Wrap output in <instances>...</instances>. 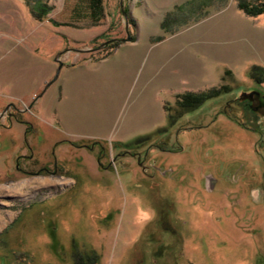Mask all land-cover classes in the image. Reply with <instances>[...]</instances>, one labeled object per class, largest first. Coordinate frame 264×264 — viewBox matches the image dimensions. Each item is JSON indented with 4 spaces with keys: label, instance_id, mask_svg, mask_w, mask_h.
<instances>
[{
    "label": "rangeland",
    "instance_id": "obj_1",
    "mask_svg": "<svg viewBox=\"0 0 264 264\" xmlns=\"http://www.w3.org/2000/svg\"><path fill=\"white\" fill-rule=\"evenodd\" d=\"M149 1L103 0L86 40L91 24L74 14L83 0H0V264H75L93 252L100 264H264L263 123L243 99L264 94L254 63L213 74L195 92L231 90L124 145L76 147L35 104L60 62L104 59L136 41L131 11ZM42 4L39 19L32 8ZM165 13L158 40L199 22L212 46L237 45L233 58L264 59V15H247L238 0H186Z\"/></svg>",
    "mask_w": 264,
    "mask_h": 264
},
{
    "label": "crops",
    "instance_id": "obj_2",
    "mask_svg": "<svg viewBox=\"0 0 264 264\" xmlns=\"http://www.w3.org/2000/svg\"><path fill=\"white\" fill-rule=\"evenodd\" d=\"M185 1L150 0L143 4L148 9H132L136 41L120 44L104 59L63 64L59 77L35 104L48 117L56 118L66 138L129 143L168 123L167 97L203 90L213 74L223 75L226 68L244 71L253 63L264 65V59L233 58L237 45L226 48L224 42L220 47L212 46L210 27L204 23L182 27L158 40L163 36L165 12ZM100 15L91 19L78 14L75 23L91 24L86 40L95 37L94 23ZM227 27L225 34L236 36ZM117 52L120 54L114 56Z\"/></svg>",
    "mask_w": 264,
    "mask_h": 264
},
{
    "label": "trees",
    "instance_id": "obj_3",
    "mask_svg": "<svg viewBox=\"0 0 264 264\" xmlns=\"http://www.w3.org/2000/svg\"><path fill=\"white\" fill-rule=\"evenodd\" d=\"M102 1L103 0H83V2L86 4L85 7H83V10L81 12L79 10H75L74 14L77 16L78 14H84L87 16V18H95L98 14H102L103 12ZM238 6L249 16L264 15V1L249 3L248 0H238ZM37 8L40 10V12L37 10ZM37 8L33 7L32 13L36 14L39 19H43L44 17H46L47 13L45 14L46 9L44 7V4ZM114 42L115 44L117 43V41ZM262 74L263 76H261ZM250 75L252 76V78H254L255 81L261 83L264 82V67L254 65L251 68ZM229 90H231L230 87L223 84L220 87H213L206 91L185 92L183 94H180L176 101V107L166 106L169 123L174 121L175 115L182 116L190 111L192 112L193 110L199 108L206 100L218 97L223 92ZM244 98L245 96L243 97V99ZM150 135L138 137L132 142H140L143 139L149 138ZM93 145H96V143H93ZM93 253L80 256L76 260L75 264H100L99 255L95 252Z\"/></svg>",
    "mask_w": 264,
    "mask_h": 264
},
{
    "label": "flooded vegetation",
    "instance_id": "obj_4",
    "mask_svg": "<svg viewBox=\"0 0 264 264\" xmlns=\"http://www.w3.org/2000/svg\"><path fill=\"white\" fill-rule=\"evenodd\" d=\"M56 80V79H55ZM50 85V84H49ZM245 96V101H249V103H247L246 105H245V108L246 107H250V109H251V112L253 113V115H255V118H258V120H256L257 121V123L260 125V124H262L263 123V125H261V127L262 128H258V126L257 125H255V127L258 129V130H260L261 131V133H262V136L264 137V94H261V93H258V92H253V93H250V94H245L244 95ZM253 101H259V103H258V105L257 106H254L253 104H251L250 102H252L253 103ZM5 113H6V111L5 112H3L2 114H1V116H2V118L4 117V115H5ZM183 116V115H182ZM1 121V120H0ZM173 122H171V123H169V121H168V124L169 125H171ZM253 123H254V121H253ZM167 128L165 127V126H163V127H161V129H158L159 131H165ZM155 134V133H154ZM153 134V135H154ZM151 136V135H150ZM149 136V137H150ZM64 141H67V142H69L70 144H72V145H74V146H76V147H85L86 149H96V147H98L97 145H93V143H89V142H82V141H78V140H75V141H73V140H69V139H66V140H64ZM79 142H82V143H79ZM116 144H122V145H124V144H126V143H116ZM99 148H101V150H100V153L102 152H104L103 151V146L102 145H99ZM150 153V152H149ZM149 157V156H148ZM164 174H168V172L166 171ZM254 177V176H253ZM212 179V177H208V187L210 188L211 187V184H212V182L211 181H213V180H211ZM253 192V194L255 195V197H259V192H258V190H256V191H252ZM159 211H160V213L161 212H164V211H162L160 208L158 209Z\"/></svg>",
    "mask_w": 264,
    "mask_h": 264
},
{
    "label": "water",
    "instance_id": "obj_5",
    "mask_svg": "<svg viewBox=\"0 0 264 264\" xmlns=\"http://www.w3.org/2000/svg\"><path fill=\"white\" fill-rule=\"evenodd\" d=\"M127 40H131V38L128 37ZM107 43H108V42L103 43L102 46L106 45ZM99 47H100V46H99ZM59 54H60V53H59ZM61 65H62V62H60L59 70H60V68H61ZM58 73H59V71L57 72V76H58Z\"/></svg>",
    "mask_w": 264,
    "mask_h": 264
}]
</instances>
